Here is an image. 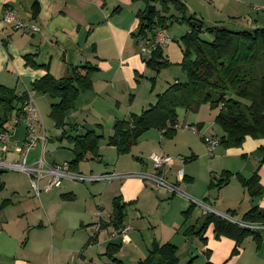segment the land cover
Returning a JSON list of instances; mask_svg holds the SVG:
<instances>
[{
  "label": "crops",
  "instance_id": "1",
  "mask_svg": "<svg viewBox=\"0 0 264 264\" xmlns=\"http://www.w3.org/2000/svg\"><path fill=\"white\" fill-rule=\"evenodd\" d=\"M34 1L0 0V85L14 88L18 94L30 93L35 103L44 105L45 111L49 112L51 104L57 100L31 89L32 82L40 78L45 70L27 66L23 56L35 55V61L47 64L55 78L66 75L71 65L90 62L95 67L91 73V88L81 92L72 111H68L66 117L71 122L64 118L65 125L55 128L71 136L93 130L101 136L98 160L105 163L115 161L110 169L105 168L100 173L118 172L124 176L102 187H79L74 182L73 186L61 188V180L59 187L36 197L29 189L30 176L25 171L13 170L14 177L9 179L11 171L0 169V264H125L128 258L125 248L130 245L136 248L137 252L133 251L131 260L138 258L133 263L137 264L147 256L153 242L175 245L176 264H264V226L257 230L258 242L248 235L234 253L235 241L225 235L216 237L212 224L206 227L202 237L183 233L188 227L197 228L207 213L220 217L225 215L235 221H243V214L254 206L264 213V138L247 135L240 146L222 147L220 150L222 145L218 144L208 154L213 156L208 159L209 179L201 181L202 186L198 189L195 188V175L188 170L194 161L187 162L201 154L195 150L196 136L203 141L204 135L215 138L222 135V130L213 123L215 109L205 112L200 106L197 113H185L183 123L177 120L176 132L171 138H165L161 130L154 129V132L148 133L151 134L150 140H144V134L150 129L147 130L126 154H117L115 147L106 144V138L113 133L115 120L139 113L153 104L156 94L172 82L185 81V73L180 67L182 53L171 44L173 40L168 34L169 28L166 29L169 40L161 44L170 62L162 70L165 71V84L159 83L162 73L156 74L155 85L150 90L149 78L154 72L148 70L140 52L142 39L132 34L136 31L137 18L135 13L131 14L142 8L141 2L36 0L38 13L32 17L31 5ZM179 1L184 4L187 14H192L206 27L226 26L234 22L238 23V26L232 25L236 29L264 27V9L254 8L261 0ZM6 8L13 9L18 18L36 25L38 29L25 33L4 24L2 11ZM188 30L186 25L184 28L177 27L175 32L179 34L182 31L181 37ZM157 85L160 92H155ZM179 110L182 109L177 110V115ZM11 135L13 141L22 143L27 135L25 124L19 122L11 129ZM144 144L146 151L137 150ZM44 146L38 143L27 152V164L35 166L40 157L49 165L62 162L46 160ZM67 148L71 150V145ZM112 152L116 154L115 159L111 156ZM153 152L183 159L181 163L176 161L161 169L162 176L176 184L183 195L172 194L138 175L149 172V154ZM204 154L203 151L201 155ZM70 155L68 160H63L64 163L72 159V152ZM0 157L7 161L22 159L21 153L8 145L0 150ZM77 167L74 170L84 169L81 165ZM171 167H175V171H171ZM179 169H182V181L177 178ZM255 170L262 192L250 196L238 176L247 179ZM68 171L73 173L69 168ZM92 171L91 167L90 176ZM77 173L82 174L74 172ZM226 175H229L228 181L216 186L217 181ZM45 180L42 178L40 185ZM116 196L126 203L124 218L126 208L134 206L142 219L134 227L123 218L122 225L131 226L124 237L94 233L93 226L98 217L107 229H111L107 224L111 219L112 200ZM104 206L110 210L107 217H104ZM188 209L187 216H183ZM97 212H100L99 216ZM251 223L264 225V221ZM109 244H119L113 254L115 262L106 255Z\"/></svg>",
  "mask_w": 264,
  "mask_h": 264
},
{
  "label": "trees",
  "instance_id": "2",
  "mask_svg": "<svg viewBox=\"0 0 264 264\" xmlns=\"http://www.w3.org/2000/svg\"><path fill=\"white\" fill-rule=\"evenodd\" d=\"M133 1L144 3L143 9L136 12L137 27L132 33L134 37L151 39L156 29H167L174 23H184L189 27L180 37L179 43L182 52L180 66L186 79L183 82H172L156 94L153 104L139 113L130 114L127 119L115 120L113 133L106 138V144L115 147L117 154H126L149 129L161 130L165 138H171L176 132L177 110L195 112L202 104H209L212 109L219 108L214 122L222 130L218 139L223 147H238L247 135L264 138V27L234 30L226 26H213L204 27L202 31L203 23L192 14H187L184 4L179 0ZM37 13L38 3L35 0L31 5V16L35 17ZM191 21L198 22L200 27L191 24ZM202 33L210 34L211 40L202 38ZM2 44L5 47V43ZM34 56L24 55L25 64L43 68L45 73L32 82L31 89L57 100L51 104L49 114L55 126L62 128L66 111L74 107L81 92L91 88V73L95 67L90 62L71 65L66 75L55 78L49 72L48 65L37 63ZM145 65L154 72L149 78L152 90L155 75L170 65V62L161 46H157L145 59ZM26 98L27 92L18 94L14 88L0 85L1 130L9 129V118L21 110ZM64 138L70 143L73 155L68 162L69 169H76L82 160L99 159L101 136L93 130L74 136L66 135L63 131L59 140ZM228 179L229 175L224 176L217 181L216 186L224 185ZM238 180L250 196L262 192L256 170L249 178L238 176ZM111 205V219L107 225L117 231L122 227L126 203L122 202L120 196H116ZM188 212L189 209L183 216H187ZM242 219L246 222L264 221V213L254 206L243 214ZM209 224L213 225L216 237L225 235L235 241L233 253L248 235L259 241L257 230L239 227L213 213L205 214L197 228L188 227L183 233L202 237ZM118 247L119 244L107 246L106 255L113 262L116 261L113 254ZM177 261L175 245L153 242L147 256L137 264H176Z\"/></svg>",
  "mask_w": 264,
  "mask_h": 264
},
{
  "label": "built area",
  "instance_id": "3",
  "mask_svg": "<svg viewBox=\"0 0 264 264\" xmlns=\"http://www.w3.org/2000/svg\"><path fill=\"white\" fill-rule=\"evenodd\" d=\"M256 10L264 9V0H261L258 4L254 5ZM2 21L4 24L13 27L14 29L22 30L25 33L29 31H35L38 27L34 24H27L17 17L15 11L11 8L3 9L2 11ZM169 38L166 34V28L161 27L155 30L154 36L151 39H142V44L140 52L143 55H148L153 49L157 46H161L162 43L168 41ZM19 122H23L26 127V138L22 143L13 141L11 135V129L16 126ZM9 129L1 130L0 129V150L6 148V146H11L17 152H20L22 159L20 161H7L0 157V169L6 170H17L25 171L30 176V188L32 193L37 197L43 192H48L54 188H57L61 184L63 177H69L73 180L84 181V182H93V181H112L123 177L124 175H119L115 173H105L96 177L83 174H74L68 171V163L46 164L42 157L38 158L35 161V166H30L26 162L27 152L38 143L44 144L46 141L45 133L41 125V118L38 107L34 101L33 96L30 93H27V98L24 101V104L17 114H13L8 121ZM176 127V126H175ZM203 141L207 146L208 154H211L213 149L219 144V139L212 136H203ZM149 159L153 163L154 172H140L138 174L142 179L150 181V183L157 186L165 188L172 194L183 195V192L178 189L176 184L168 182L164 176L161 174V169L165 166L170 165L178 161L181 163L183 159L179 156H172L169 154L161 153H150ZM46 178L43 185H40V180ZM177 178L179 181H182V169L177 171ZM100 215V212H97V216ZM225 220H229L232 223H235L239 227L258 230L261 229L264 225L261 223H251L241 220H232L228 216H223ZM100 218L93 226L94 233L106 234L109 233L107 227L102 226ZM130 225H122V227L115 231L109 233L110 236L119 235L124 237L126 233L130 230Z\"/></svg>",
  "mask_w": 264,
  "mask_h": 264
},
{
  "label": "rangeland",
  "instance_id": "4",
  "mask_svg": "<svg viewBox=\"0 0 264 264\" xmlns=\"http://www.w3.org/2000/svg\"><path fill=\"white\" fill-rule=\"evenodd\" d=\"M134 2H139L140 3V1H134ZM141 4L143 6L140 9H143L144 3L141 2ZM134 13L136 14L135 10L133 11V13L131 15H134ZM179 25H182V24H180V23L179 24L178 23H174V24H172L171 26L168 27L169 28L168 34H169L170 38H172V40H173V41H171V44L173 45V47H175L177 49V52H179V49L181 48L179 46V43H180V35H181V32L182 31L179 34L176 33L175 31H176L177 27H183V28L186 27V25L184 23H183L182 26H179ZM225 25H226V28L233 29L232 25L238 26V23H235L234 22V23L225 24ZM203 27H206V26L203 24ZM234 30H239V29H236L235 28ZM202 36H203L202 38L207 39V40H211V38H212L211 35L208 34V33H204ZM177 44H178V46H177ZM181 53L182 52H181V49H180V54ZM143 58L144 59H147L148 58V55H144ZM172 58H173V55H172ZM174 66H176V65H174ZM163 69H161V71L157 74V75H159V74L162 73L161 74L160 81H159L160 84L161 83L165 84L164 83V80H166V76L164 75L165 71L162 72ZM148 70L150 71V69H148ZM159 83H158V85H159ZM158 85L156 86L155 92H160L161 91V89H158ZM149 89L151 90V86H150ZM39 93H41V92H39ZM36 104H37L38 109H39V113H40V117H41V125H42V128L44 130L45 137H46V139H48L44 143L45 144V146H44V157L48 161L49 160L62 161V162H59V164H62V163L65 162L63 160H68L69 156H71L70 155L71 154V150H69L67 148V147L70 146V143L65 138L59 140V137L62 135V132L58 131V129L55 128L56 127L55 126V122H54V120L52 119V117L49 114L50 111L49 112L45 111L46 108H45L44 105H40V103L39 104L36 103ZM200 106L203 107L202 109L205 112H208L209 111L208 109H211V107L209 106V104H202ZM198 109L195 111V113L198 112ZM213 109L216 110V113H215V115L213 117V123L215 124V127H217L218 125L214 122V120H215V116H216L217 112L219 111V108H213ZM68 111H72V110L70 109ZM68 111H66L64 118L67 121H70V119H68V117H66L68 115V113H69ZM187 112H190V111L184 110V109L179 110V115H177V120L180 123H183V121L185 120V115H186L185 113H187ZM201 116H203V112H201ZM150 131L151 132H154V129H150L149 132H146L147 134H144V136H143V139L144 140H147L150 137L151 134H148V133H150ZM148 140H150V139H148ZM194 142L196 143L195 150H197L198 152H201V154L203 153V151L205 152L204 155H201L200 154V156H196L193 160H189L187 162V163H190V161L191 162L194 161V162H192L191 168L188 169V170L190 172H192V174L195 175L196 180H197V182H196L197 184H196L195 188L198 189V188H200L202 186V183H200L201 181H206L207 179H209L208 159L211 158V157L213 158V156H209L208 155L206 144L203 141H201V139L198 136H196L194 138ZM133 146H135V145H133ZM144 146H145V144L143 146L137 148V150H142L143 152L146 151V149H144ZM222 147L223 146H220V148L218 150L222 149ZM130 151H131V149H130ZM112 153L113 154L111 156H112L113 159H115V155L116 154H114V152H112ZM154 153H156V152H154ZM138 154H140V152H138ZM157 154H161V153H157ZM214 155H215V152H214ZM125 157L128 158L129 156H125ZM114 162L115 161H111V162L105 163L104 160H102V161L100 160L99 161L98 159L82 160V161H80L78 163V166L81 165L84 169L83 170H79V171L78 170L77 171L76 170H74V171L72 170V171H73V173L74 172H81L82 174L89 175L90 174L89 173V170L92 167L93 168V171H92L93 173L91 174V176L96 177V176H99L101 174L100 172L101 171H104L105 168L110 169L114 165ZM152 166H153V163L151 161V162H149V172H151V173L154 172V167L152 168ZM9 171H11V172H9L10 174L8 175V178L11 179V178L14 177V175L12 174V171L13 170H9ZM171 171H175V167H171ZM6 173H4V175H6ZM115 174H118V172L115 173ZM112 181H114V180H112ZM112 181H110V182H112ZM74 182L77 183V185H79V187H86V186L89 187L90 185H96V186L102 187L103 185H108V183H110L108 181H98V182H93V183L92 182H86L85 183V182H82V181L73 180L71 178H63L62 179V186H61V188H67L69 186H73L74 185ZM146 182H150V181H146ZM168 182H171L169 178H168ZM171 183H173V182H171ZM206 185H207V183H206ZM29 189H30V186H29ZM80 202L83 203V200H80ZM104 207H105V209H104L105 210L104 217H107L106 214H108V212L110 213V210L108 209V207H106V206H104ZM126 213H127V215L124 218V221L127 222V223L129 222L131 224V226H134L135 227L134 224H136L138 221H140L142 219V218L139 217V214L136 211V209H134V206H128L126 208ZM130 218H132V219H130ZM107 231L109 233L115 232V230L112 227H111V229L108 228ZM109 233H106V236L107 237L108 236L109 237H114V236H110ZM128 234H130V233H128ZM133 251L137 252L136 251V248L131 247V245L130 246H126L125 253H126V256H128V258H127V260H125V264H133V263H135V262L138 261V258L134 259V261L131 260V257L134 256V252Z\"/></svg>",
  "mask_w": 264,
  "mask_h": 264
},
{
  "label": "water",
  "instance_id": "5",
  "mask_svg": "<svg viewBox=\"0 0 264 264\" xmlns=\"http://www.w3.org/2000/svg\"><path fill=\"white\" fill-rule=\"evenodd\" d=\"M191 24H194V25H196L197 27H200V24H199L198 22H196V21H191ZM201 30L204 31L205 28L203 27V28H201ZM0 172H2V170H0Z\"/></svg>",
  "mask_w": 264,
  "mask_h": 264
}]
</instances>
